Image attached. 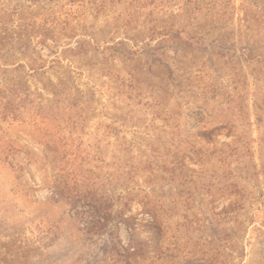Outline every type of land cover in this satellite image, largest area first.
<instances>
[{"label":"rangeland","instance_id":"1","mask_svg":"<svg viewBox=\"0 0 264 264\" xmlns=\"http://www.w3.org/2000/svg\"><path fill=\"white\" fill-rule=\"evenodd\" d=\"M0 264H264V0H0Z\"/></svg>","mask_w":264,"mask_h":264},{"label":"trees","instance_id":"2","mask_svg":"<svg viewBox=\"0 0 264 264\" xmlns=\"http://www.w3.org/2000/svg\"><path fill=\"white\" fill-rule=\"evenodd\" d=\"M76 196H78V198L80 199L81 198V193L77 194ZM106 220H109V218H107Z\"/></svg>","mask_w":264,"mask_h":264}]
</instances>
